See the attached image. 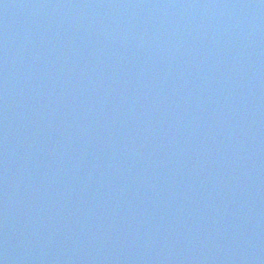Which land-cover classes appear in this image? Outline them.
Masks as SVG:
<instances>
[{
	"label": "water",
	"instance_id": "water-1",
	"mask_svg": "<svg viewBox=\"0 0 264 264\" xmlns=\"http://www.w3.org/2000/svg\"><path fill=\"white\" fill-rule=\"evenodd\" d=\"M0 264H264V0H0Z\"/></svg>",
	"mask_w": 264,
	"mask_h": 264
}]
</instances>
